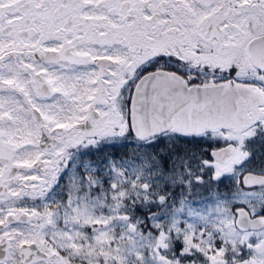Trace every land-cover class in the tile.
I'll list each match as a JSON object with an SVG mask.
<instances>
[{"label":"snow or ice","instance_id":"snow-or-ice-1","mask_svg":"<svg viewBox=\"0 0 264 264\" xmlns=\"http://www.w3.org/2000/svg\"><path fill=\"white\" fill-rule=\"evenodd\" d=\"M0 264H264V0H0Z\"/></svg>","mask_w":264,"mask_h":264}]
</instances>
